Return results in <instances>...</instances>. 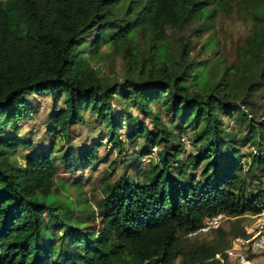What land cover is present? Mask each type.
I'll use <instances>...</instances> for the list:
<instances>
[{
	"label": "trees",
	"instance_id": "trees-1",
	"mask_svg": "<svg viewBox=\"0 0 264 264\" xmlns=\"http://www.w3.org/2000/svg\"><path fill=\"white\" fill-rule=\"evenodd\" d=\"M246 7L253 21L242 53L248 68L242 70L243 78L226 77L228 69L238 73L232 66L211 77L207 60L196 59L191 36L210 33L220 17ZM184 27H190L189 33L169 49L166 29ZM140 40L143 51L137 46ZM86 43L91 56L104 45L112 52L128 51L125 79L104 81L79 49ZM201 44L200 51L206 48L218 54L211 34ZM260 84H264V0H0V264L214 260L232 237L242 233V225L232 230L221 250L205 244L186 248L182 237L218 213L238 219L264 210V189L244 194L246 168L233 143L240 138L254 141L257 150L264 146V120L258 122L244 111L257 108L252 96ZM44 91L63 97L64 107L49 116V131L66 139L89 111L106 126L107 140L118 153L138 139L143 141L140 157L161 146L142 181L120 177L105 182L104 196L97 202L96 232L74 216V208L84 211L83 200L69 208L53 194L57 175L53 148L32 150L23 164L17 161L16 153L25 145L17 136L19 123L31 109L25 97ZM113 99L136 107L150 119L153 130L137 121L122 139L126 118L114 115ZM154 104L161 105L178 132L162 122L159 112L152 110ZM225 116L241 121L246 132L228 131ZM3 125H9L11 132L5 133ZM184 130H190V142L199 150L181 163ZM78 159L83 167L93 165L95 148L79 152ZM251 161L264 163V149L253 153ZM62 162L66 171L74 170L70 150L63 153ZM88 215L93 217L90 210ZM250 258L251 264H264L257 255ZM214 262L210 264H227Z\"/></svg>",
	"mask_w": 264,
	"mask_h": 264
},
{
	"label": "rangeland",
	"instance_id": "rangeland-1",
	"mask_svg": "<svg viewBox=\"0 0 264 264\" xmlns=\"http://www.w3.org/2000/svg\"><path fill=\"white\" fill-rule=\"evenodd\" d=\"M247 9L248 7L242 11L239 10V13L232 16L220 17L215 29L208 34L204 32L202 33L203 36H191V40L197 49L194 51V53L196 52V59L207 60V69L211 77L221 74L224 67L232 66V68H238V73L233 75L228 69L226 77L230 79L238 78V76L243 78L241 73L245 67L248 68V60L243 58L242 53L247 47L246 40L253 25ZM189 30L190 27H184L179 31L167 28L165 37L169 49L175 48L180 37L189 33ZM210 34L213 40L217 42L218 54L214 51L209 53L206 48L200 51L199 46L202 45L204 38ZM137 46L143 51L144 41L140 40ZM79 49L86 53L91 65L96 68L98 75L104 81L121 82L125 79L126 58L129 57V53L125 49L112 52L111 48L104 45L100 52L94 56L89 54V43L82 45ZM241 87L244 89V83ZM256 90L252 99L257 108L253 111L245 108L244 111L253 115L255 120L260 122L264 120V84L256 85ZM25 98L29 101L31 109L29 115L19 123L17 136L25 142V145L20 147L16 153L18 163L23 164L25 155L32 150L44 151L53 148V159L57 166L53 194L69 208H74L76 200H83L84 211L80 212L74 208V216H79L85 225L91 226V232H96L100 227L97 202L104 196L102 188L105 182H114L120 177L131 181H142L143 173L147 171L150 162L157 161L158 153L140 157L138 150L143 142L141 139H138L134 145L126 143L122 152L118 153V150L113 149L107 140L108 129L106 126L102 122H98L95 115L89 111L84 113V119L81 123L70 128L68 139H66L62 134L49 131L51 126L49 116L53 111L64 107L63 97L53 96L50 91H44L27 94ZM237 100L235 101L239 103ZM152 110L159 112L162 122L169 129L178 132L175 123L171 122L169 115L160 104L152 105ZM113 113L116 117L123 115L126 118L124 127L121 129L122 139L125 138L128 127L137 121L145 122L148 128L153 130L150 119L140 113L136 107H132L124 101L113 99ZM224 123L228 131L237 134L246 132L244 124L235 117L228 118L225 116ZM2 130L5 133L11 132L9 125H3ZM190 134V130H184L182 135L184 145L180 156L181 163L184 162L188 154H196L199 150V145L194 146L190 142ZM171 142L175 143L176 141L172 140ZM261 142L264 143V139ZM233 143L241 151L244 169L246 168L242 172L245 180L244 194L248 196L264 189V163L257 165L251 161L252 154L264 149V146L257 150L254 141H243L240 138L235 139ZM93 147L97 159L93 165L83 167L79 163L78 153ZM160 147L158 146L157 149L159 150ZM66 150H70L74 156L76 165L72 171H66L63 168L62 156ZM200 170L201 167L195 171V174L199 175ZM187 172L190 173L192 170L188 168ZM89 210L93 213V217L88 215ZM244 220L245 218L222 219L215 230L210 229L195 236H183V243L186 248L205 244L214 247L216 250H221L229 242L232 230L237 225L241 226ZM214 261L215 259H209L203 264H210ZM180 262L181 259L177 258L175 264H180Z\"/></svg>",
	"mask_w": 264,
	"mask_h": 264
},
{
	"label": "built area",
	"instance_id": "built-area-1",
	"mask_svg": "<svg viewBox=\"0 0 264 264\" xmlns=\"http://www.w3.org/2000/svg\"><path fill=\"white\" fill-rule=\"evenodd\" d=\"M152 150L155 154L157 148L154 147ZM236 218L218 213L206 218L200 228L188 233L187 236H195L198 233L216 229L222 219L233 220ZM239 218H245L242 224V233L232 237L229 245L222 252L216 253L214 258L221 262H227V264H251L250 257L257 255L264 263V210L253 214H244Z\"/></svg>",
	"mask_w": 264,
	"mask_h": 264
}]
</instances>
